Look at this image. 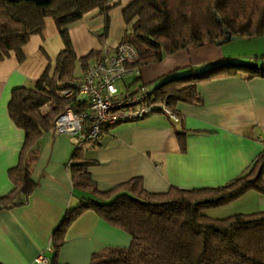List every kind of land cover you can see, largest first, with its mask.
<instances>
[{
  "label": "trees",
  "instance_id": "1",
  "mask_svg": "<svg viewBox=\"0 0 264 264\" xmlns=\"http://www.w3.org/2000/svg\"><path fill=\"white\" fill-rule=\"evenodd\" d=\"M120 5L125 24L122 39L136 50L135 68L160 63L166 55L182 50L216 44L226 36L224 27L238 37L264 35V0H0V59L13 54L23 62L24 46L32 36L42 34L47 18L54 21L63 43L54 60L41 48L47 63L33 86L11 91L8 113L24 131V142L17 165L9 170L14 187L0 197V209L22 205L35 189L27 153L44 132L51 130L56 116L72 104V99L60 96V90L73 86L99 55L91 50L78 58L69 27L98 12L104 23L97 38L104 44L109 12ZM184 69L189 72L178 75L174 70L161 77V83L152 90L180 117L179 103L202 102L197 91L200 82L237 74L264 77V65L256 59H224L205 69ZM176 134L181 151H186L187 130ZM79 150L76 148L69 166L72 185L91 196L66 210L52 234L54 254L50 264H62L57 252L65 233L85 210H94L131 236L128 247L94 252L88 264H264V211L220 218L204 212L250 190L264 194V151L247 171L224 185L191 189L170 186L164 192H149L141 176L107 190L99 189L88 172L97 161L84 159Z\"/></svg>",
  "mask_w": 264,
  "mask_h": 264
},
{
  "label": "crops",
  "instance_id": "2",
  "mask_svg": "<svg viewBox=\"0 0 264 264\" xmlns=\"http://www.w3.org/2000/svg\"><path fill=\"white\" fill-rule=\"evenodd\" d=\"M116 8L121 13L122 6ZM96 13L88 14L68 29L78 58L91 50L99 52L103 45L97 38L102 32L98 28L102 27L95 24L99 15ZM120 18V25L124 27L121 15ZM41 35L32 36L24 46L23 62H18L13 54L0 59V197L14 187L9 170L17 165L24 142V131L8 113L11 91L28 86V82L34 84L43 71L47 61L39 47L51 59L57 55H49L52 53L43 42L45 34ZM36 37L37 51L44 60L38 75L31 73L27 53L30 41ZM54 43V52H59L63 43L56 40ZM233 58L236 55L222 46L209 44L166 55L160 63L138 68L130 80L137 82L139 77L138 83L148 84L174 70L180 74L181 69L190 66L205 69L207 64ZM197 91L201 103L177 105L179 122L160 113L151 114L109 126L94 145L81 147L79 155L97 161L88 167V172L98 188L107 190L135 176L142 177L149 192H164L170 186L215 187L247 171L256 156L264 151V77L248 78L244 74L217 77L198 83ZM182 127L187 130L184 152L176 134ZM76 148L73 136L50 130L28 151L36 187L22 205L0 209L1 264H33L41 251L49 258L54 254L52 234L66 210L89 197L72 185L69 166ZM244 200L245 205L240 204ZM226 205L238 211H264V194L250 190ZM227 207L221 208L224 210L218 214L213 209L204 212L220 218L219 214L228 210ZM130 241L127 232L108 223L94 210H85L68 227L57 259L62 264H88L94 252L107 247H128Z\"/></svg>",
  "mask_w": 264,
  "mask_h": 264
},
{
  "label": "built area",
  "instance_id": "3",
  "mask_svg": "<svg viewBox=\"0 0 264 264\" xmlns=\"http://www.w3.org/2000/svg\"><path fill=\"white\" fill-rule=\"evenodd\" d=\"M136 59L134 47L122 38L114 47L104 43L74 85L60 90V96L72 99V104L56 116L51 131L73 136L81 148L94 145L109 126L151 114L160 113L179 122L166 99L157 97L147 84L130 80L138 73L133 67ZM33 264H50V258L41 251Z\"/></svg>",
  "mask_w": 264,
  "mask_h": 264
},
{
  "label": "rangeland",
  "instance_id": "4",
  "mask_svg": "<svg viewBox=\"0 0 264 264\" xmlns=\"http://www.w3.org/2000/svg\"><path fill=\"white\" fill-rule=\"evenodd\" d=\"M106 1L112 2V0H106ZM120 15H121V13L116 7L112 8L109 12L110 25L112 26L114 24V26L111 27V29H110V25H109L110 32H108V37L106 38V42H105L108 47H114L116 45V42L119 41L124 36L125 26L121 27V25H120V23H121ZM118 20H119V22H118ZM103 23H104L103 15L99 14L98 16H96L95 24L96 25L99 24L102 27V28H98V31H103ZM55 29H56V27H55V24L53 23L52 18H47L45 28L43 30V34H45V37L43 38V42H46L45 43L46 47L52 53L49 55H56L58 52V50L56 52H54L55 51V47H54V44H55L54 41L55 40L58 41V43L62 44V40L59 36V33ZM41 37H42V35H41ZM36 38L32 39L30 41V43L27 47V53L29 55L28 64H29V67L31 69V73L33 72L35 75H38V71H40V69L42 71V67H43L42 65L44 63V60L41 57L40 53L37 51L39 41H38V38L37 39ZM220 46L225 48L231 55H236V58L232 59L234 61H247V60H251V59L252 60L256 59L260 65H264V35L259 36V37H250V38L238 37L237 39L229 40ZM41 48L42 47H39L40 51H41ZM211 64H207L206 68L209 67ZM202 67L203 66H200L198 68L201 69ZM76 69H77V71H80L79 65H77ZM188 72H189V70L182 69L179 73H180V75H183V74H186ZM161 79L162 78H160L158 80H154L151 83H148L147 87L149 89H153L155 86H157L161 83V81H162ZM28 86H33V83L31 84L28 82ZM86 193L89 194L88 192H86ZM89 196H91V195L89 194ZM245 202L246 201L244 200L240 204L245 205L244 204ZM222 206L212 208L213 212L217 211L215 213L218 214V212H220V210H224L221 208H228L227 206H229L228 210L225 209L226 211H224L223 213H220L219 215L224 217V216H228V215L238 213V212L251 213V212H247L245 210H241V211L239 210L238 211V210H236V208L230 209V205H222ZM231 211H233V212H231ZM221 216H218V217H221Z\"/></svg>",
  "mask_w": 264,
  "mask_h": 264
},
{
  "label": "water",
  "instance_id": "5",
  "mask_svg": "<svg viewBox=\"0 0 264 264\" xmlns=\"http://www.w3.org/2000/svg\"><path fill=\"white\" fill-rule=\"evenodd\" d=\"M217 18H220V17L217 15ZM224 32H225L226 36L223 39H221L220 41H218L216 43L217 45H222V44H224L225 42H227L229 40L238 38V36L230 35L229 30H228L227 27H224Z\"/></svg>",
  "mask_w": 264,
  "mask_h": 264
}]
</instances>
